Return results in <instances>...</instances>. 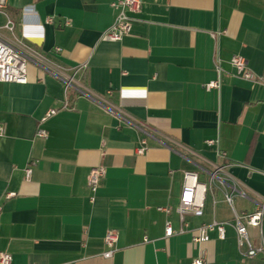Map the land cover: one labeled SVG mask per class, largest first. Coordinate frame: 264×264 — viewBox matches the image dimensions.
Here are the masks:
<instances>
[{
    "label": "crops",
    "instance_id": "crops-1",
    "mask_svg": "<svg viewBox=\"0 0 264 264\" xmlns=\"http://www.w3.org/2000/svg\"><path fill=\"white\" fill-rule=\"evenodd\" d=\"M7 1L15 35L43 61L28 63L26 84L0 82V252L12 264H192L202 251L206 264H264L241 254L234 228V214L264 196V84L231 64L240 55L264 78V0H141L116 43L102 40L116 0ZM6 22L0 14V29ZM49 65H86L75 76L82 92L66 96ZM98 166L106 174L93 193ZM217 166L224 186L211 185ZM185 173L206 190L203 215H185L180 233ZM234 188L244 195L230 205ZM215 222L226 238L214 229L195 244V230ZM108 231L118 234L111 259ZM249 233L259 245L260 230Z\"/></svg>",
    "mask_w": 264,
    "mask_h": 264
},
{
    "label": "built area",
    "instance_id": "built-area-1",
    "mask_svg": "<svg viewBox=\"0 0 264 264\" xmlns=\"http://www.w3.org/2000/svg\"><path fill=\"white\" fill-rule=\"evenodd\" d=\"M8 6L7 0H0V14L7 17L5 26L0 29V82L3 83H15L26 84L28 63L29 62H41L42 57L37 52L32 50L23 41H21L15 35V22L7 15L6 9ZM143 3L141 0H116L111 4V7L117 12L113 25L104 32L102 40L106 42H120L132 31L134 18L132 14H137L142 10ZM2 30L9 32V35H5ZM215 38V35H213ZM58 51H60L58 49ZM231 64L235 68L238 75L244 80L264 84V78L254 74L247 67V61L240 55H234L231 58ZM51 74L58 79L62 80L65 86L66 96L73 89H77L82 92L81 87L78 85L75 76L86 68V65H81L76 68L67 69L62 67H56L49 65ZM216 69L221 71V68L216 64ZM217 82H211L206 85L207 90L218 88ZM70 104L68 100L64 102L61 110H70ZM59 112L57 109L49 110L43 121L56 115ZM0 133L2 128L0 127ZM48 134L46 130L39 129L38 137L47 138ZM145 145V141L142 142ZM209 145H213L214 141H208ZM146 151V147L143 146L137 149L139 154H143ZM224 172L223 167H216L215 171L211 174V185L217 187L224 186L225 181L222 178ZM106 171L102 166L95 167L91 170L88 177V186L90 190L95 193L100 185L101 180L105 177ZM32 175V169H26V179L30 180ZM206 190V186L200 184L197 175L192 173H185L183 187L179 196L176 211L179 214L182 228L180 233L184 232V227L187 224L184 221V217L187 214L195 216H202L204 212V200L203 195ZM235 193L244 195L236 188L231 191L225 192V199L231 205ZM160 211L170 213L171 208H159ZM234 228L237 234V242L240 252L246 258H254L258 255L264 257V239L262 235V226L264 223V196H262L260 203L252 213L234 214ZM249 228H256L260 230V244L254 245L249 233ZM217 230L219 238L224 240L226 238L225 225L223 223H213L211 225H201L195 232L193 242L195 244H202L209 241V231ZM176 234L170 222L165 226V237L170 238ZM118 242V234L114 231H108L105 236V244L107 251L103 254L106 259H111L116 251V244ZM0 264H12V256L7 252H0ZM192 264H206V253L202 251L200 256L193 260Z\"/></svg>",
    "mask_w": 264,
    "mask_h": 264
}]
</instances>
